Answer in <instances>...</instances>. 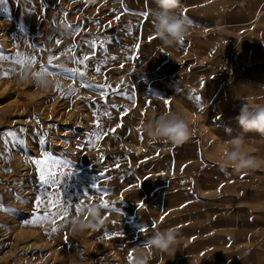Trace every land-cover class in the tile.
<instances>
[{"label":"rangeland","instance_id":"obj_1","mask_svg":"<svg viewBox=\"0 0 264 264\" xmlns=\"http://www.w3.org/2000/svg\"><path fill=\"white\" fill-rule=\"evenodd\" d=\"M156 8L154 0L0 4V264H134L140 252L147 264H264V135L235 120L242 103L264 104V0H180L176 11L192 27L176 47L155 35ZM85 40L96 41L95 56ZM85 53L87 67L73 62ZM29 57L36 62H15ZM55 65L85 75L66 78ZM26 66L29 82L20 80ZM44 68L55 81L48 90L34 82ZM82 80L105 85L106 97ZM165 111L187 117V140L152 142L142 130ZM239 135L261 165L221 170ZM42 171L61 183L42 186ZM102 200L104 223L73 234L69 221L89 219L87 205ZM168 228L178 231L174 253L146 246Z\"/></svg>","mask_w":264,"mask_h":264},{"label":"clouds","instance_id":"obj_2","mask_svg":"<svg viewBox=\"0 0 264 264\" xmlns=\"http://www.w3.org/2000/svg\"><path fill=\"white\" fill-rule=\"evenodd\" d=\"M154 2L157 5L153 16L154 31L161 45L163 47L180 45L191 34L192 27L191 21L176 11L180 6V0H154ZM30 72V66L24 67L20 80L29 82ZM34 82L37 87L44 90H48L55 85V81L46 75L36 76ZM235 120L244 133L257 132L264 135V104L253 107L248 103H242ZM142 130L152 142L165 140L179 144L187 140L190 135L187 117L172 111H165L158 116L147 119L142 125ZM228 143L232 147L220 161L221 170L231 167L235 171L240 172L258 168L261 165V161L258 158L245 151L243 135L232 138ZM102 208L101 203L87 205V215L90 218L85 220L80 216L73 217L69 221L72 233L80 234L87 228L100 227L104 223L101 218ZM178 242L177 229L168 228L163 231H154L153 235L146 241V246L162 253H174ZM134 264H147L143 252L137 255Z\"/></svg>","mask_w":264,"mask_h":264},{"label":"snow or ice","instance_id":"obj_3","mask_svg":"<svg viewBox=\"0 0 264 264\" xmlns=\"http://www.w3.org/2000/svg\"><path fill=\"white\" fill-rule=\"evenodd\" d=\"M4 3H6V0H0V4H4ZM140 15L143 16V17H146V16L148 15V13H147V12H143V13H141ZM116 19L119 20V19H120V15H117V16H116ZM67 27H72V26H71V25H68ZM79 32H80V28H79V26L77 25L75 28H73L72 35H78ZM57 43H59V41H57ZM84 43L87 44V45H89V47L93 50V52H92V56H95V54H96L95 50H96V46H97V45H96V41H95V40H91V41H89V40H85ZM72 47L75 48L76 45H73ZM101 47H103V43H101ZM69 51H71V49H69ZM63 54H66V53H62V55H63ZM17 55H19V54H17ZM92 56H90L89 54L85 53V54H84L82 57H80V58L73 57V62H75V63H77V64H80V65H84L85 67H87V63H86V62L89 61V60L92 58ZM2 59H4V57L0 56V60H2ZM55 59H58V57H56V56H51V57H49V58H48V63H49V64H52L53 60H55ZM113 59H115V57H113ZM15 62H16V63H20V64H23V63H35V62H36V59H35V57H29V58H25V59H23V60L18 59V60H16ZM55 67L60 68V73H58V74H63V75L66 76V78L75 79L76 76L83 77V76L85 75L84 72L79 71L78 69H64V68H62L60 65H55ZM95 71H96V72H100V71H101V67H100L99 65H97L96 68H95ZM42 73H46V74H49V75L52 74V73H48L47 69L44 68V69L41 70V72L34 73L33 75H34V76H38V75H41ZM4 75H5V76L8 75L7 71H5ZM202 84H203V82H202ZM81 86H82V87H88V88H92V87L99 88V89H101V93H100V94H101L102 97H106V95H107V94L103 91V89L105 88V85H96V86H93V85L87 84L85 81L82 80V81H81ZM58 87H59V85H58ZM71 91H74V90H70V92H71ZM67 94H70V93H66V95H67ZM129 99H132V98L129 97ZM195 99H196L197 101H200L201 98H200L199 96H196ZM166 103H167V102H166ZM112 107L115 108L116 106L113 105ZM97 127L99 128V124H97ZM117 127H120V125H117ZM112 131H114V130H112ZM104 134H106V133H102V132H97V133H95V135L97 136V139H99V137H100L101 135H104ZM7 135L10 136V137H13V139H16V133H14V132H8ZM19 143H23V141L20 140ZM45 159L47 160L48 158L46 157ZM36 163H37V165H39V164H40V161H37ZM55 163L58 164V163H61V162L57 161V162H55ZM63 163H65V164H70V162H67V161H65V162H63ZM39 182H40V184H41L42 186H45V185H58V184L61 183L59 180H57V179H56L53 175H51V174H48V175L46 176V175L44 174L43 171H42L41 174L39 175ZM91 187H92V189H97L98 191L100 190V187H99L98 183H94ZM104 194H105V195L107 194V191H106V190H104ZM51 195L59 196V195H61V193H60V192H56V193H52ZM84 195H87V193H84ZM38 203H39V201H38ZM49 203H51V201H49ZM71 206H72V205L69 203L68 207H71ZM143 206H144L143 203H141V204L139 205V207H143ZM102 207H104V208H106V209L109 207V203H108L107 200H102ZM3 210H4V211H8V212L13 211L11 208L3 209ZM67 211H68L67 208H62V209L59 210V212H60L61 214H64V215L67 214ZM76 211H77V212H81V211H83V209L80 207V205H77V206H76ZM49 215H54V214H53V213H49ZM39 219H40V218H37V220H39ZM44 219H47V217H44ZM37 220H33V221H31V222H32V223H36ZM41 222H42V221H41ZM142 230H143V229H141V231H142ZM53 231H55V229H53Z\"/></svg>","mask_w":264,"mask_h":264}]
</instances>
